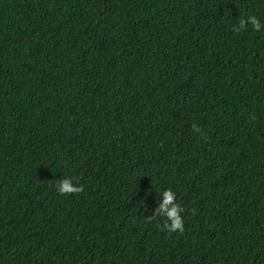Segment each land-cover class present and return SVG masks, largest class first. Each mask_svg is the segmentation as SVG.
Returning a JSON list of instances; mask_svg holds the SVG:
<instances>
[{"label":"trees","instance_id":"16d2710c","mask_svg":"<svg viewBox=\"0 0 264 264\" xmlns=\"http://www.w3.org/2000/svg\"><path fill=\"white\" fill-rule=\"evenodd\" d=\"M249 15L264 0H0V264H264Z\"/></svg>","mask_w":264,"mask_h":264},{"label":"clouds","instance_id":"9594fccd","mask_svg":"<svg viewBox=\"0 0 264 264\" xmlns=\"http://www.w3.org/2000/svg\"><path fill=\"white\" fill-rule=\"evenodd\" d=\"M246 23L250 25L254 31H260L264 28V25L261 24L260 20L255 15H249L239 20L235 31L244 29ZM54 187L60 195L82 191V188L78 185H74L69 177L56 180ZM157 204L158 207L156 211L165 221L164 229L169 232H182L184 220L181 214L184 212V208L177 202L176 193L170 188L165 189L162 192V198L157 201Z\"/></svg>","mask_w":264,"mask_h":264}]
</instances>
